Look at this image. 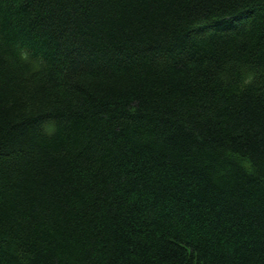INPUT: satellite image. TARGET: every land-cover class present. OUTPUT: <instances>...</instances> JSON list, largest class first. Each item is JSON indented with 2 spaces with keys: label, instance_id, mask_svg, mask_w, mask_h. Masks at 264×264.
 Returning <instances> with one entry per match:
<instances>
[{
  "label": "trees",
  "instance_id": "16d2710c",
  "mask_svg": "<svg viewBox=\"0 0 264 264\" xmlns=\"http://www.w3.org/2000/svg\"><path fill=\"white\" fill-rule=\"evenodd\" d=\"M0 264H264V0H0Z\"/></svg>",
  "mask_w": 264,
  "mask_h": 264
}]
</instances>
